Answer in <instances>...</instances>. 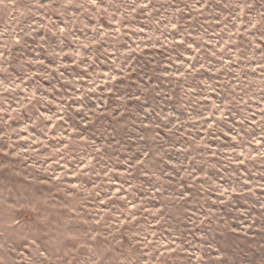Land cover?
Wrapping results in <instances>:
<instances>
[{"label":"clouds","instance_id":"clouds-1","mask_svg":"<svg viewBox=\"0 0 264 264\" xmlns=\"http://www.w3.org/2000/svg\"><path fill=\"white\" fill-rule=\"evenodd\" d=\"M0 264H264V0H0Z\"/></svg>","mask_w":264,"mask_h":264},{"label":"rangeland","instance_id":"rangeland-1","mask_svg":"<svg viewBox=\"0 0 264 264\" xmlns=\"http://www.w3.org/2000/svg\"><path fill=\"white\" fill-rule=\"evenodd\" d=\"M218 243L221 244L226 249L232 251L238 257L246 258V254L250 252L249 249L245 248L243 244L238 243L236 239L231 236L219 237Z\"/></svg>","mask_w":264,"mask_h":264}]
</instances>
